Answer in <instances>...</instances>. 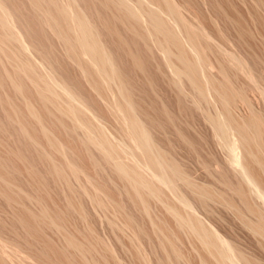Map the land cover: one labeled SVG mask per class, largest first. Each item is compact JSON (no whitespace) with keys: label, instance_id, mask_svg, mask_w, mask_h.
I'll list each match as a JSON object with an SVG mask.
<instances>
[{"label":"bare ground","instance_id":"1","mask_svg":"<svg viewBox=\"0 0 264 264\" xmlns=\"http://www.w3.org/2000/svg\"><path fill=\"white\" fill-rule=\"evenodd\" d=\"M179 1L84 0L82 3V0H27L34 13L33 19L35 20L33 21L35 23H33L45 32H43L45 36H47L46 33L48 35L50 33L51 36L54 35L53 37L59 40L66 51L67 57H65L78 67L85 83L87 82L98 97L106 103L107 112L110 113L109 117L111 116L112 120H115V122H111L114 128L110 123L113 131L109 130V126L107 127L108 119L104 117L105 120L102 115L101 117L99 113H96V110L87 103L83 95L81 96L79 91H75L74 85H70L72 82L62 78L61 71L55 67L58 63L55 65L52 60L53 66L49 61L51 60L50 54L48 59V52L46 55L44 54L45 49L42 52L38 48L40 44L35 42L34 45L29 39H26L28 35H32L33 30H36L28 28L31 27L27 26L30 23L26 25L27 20L24 23L26 18L23 17V14H19L20 11L16 10V6L13 7L15 4L13 1L11 5L9 4L10 0H0V65L3 67L5 77L9 79L16 92L25 95L27 91L25 88L29 85L28 91L30 89L31 92H35L31 95H34L37 102L39 101L45 108L46 117L54 118L55 116L57 119L59 118L61 124L68 119L73 124L74 132L80 134L82 132L83 144L89 153L92 164L100 170L109 166L125 183V192L128 193L132 202L151 219L156 227V233L161 238L162 251L170 264H175L174 261L178 259H184V256L176 245L177 237L175 238L173 235L174 231L168 228L172 234L166 232L168 231L166 230L167 226H165L166 228L158 226L152 217L151 200L160 202L166 212L175 220V225L182 230L181 232H185L189 239L197 242L201 264H264L258 258L252 257L254 255L247 254L245 249L237 244V239L234 241V236L232 238V235L229 237L220 232L218 227L212 223L213 221H208L210 216L207 220L200 214V211L203 210L208 215H212L214 208L212 210L211 205L219 204L218 206H222L224 211L226 209L233 212L235 214L233 216H236V219L255 239L257 238L261 244L260 247L264 248V120L262 113L253 106L247 86H240L237 79L243 77L248 82V86L251 85L250 87L255 92L257 91L263 100L264 81H262L261 75L257 76L255 71L253 72L246 58L242 56L243 54L227 48L231 42L229 43V37L227 38L220 28L217 30L218 28L215 27L216 34H213L205 28L197 15L194 14L195 18L193 15L191 16L193 18L186 16L185 12L191 10V6L188 5L191 0H181L184 3ZM260 1L264 5V0ZM84 3H90L95 7L93 8L91 5L92 8L88 7V9L83 5ZM97 4L105 12L107 11L109 14L112 12L110 15L108 14L109 18L113 16L112 20L107 17L108 15L106 17H100L102 14L97 15L98 17L95 16L99 9H96L95 12L92 10L96 7L100 8ZM215 22V25H218L217 21ZM112 23L113 26L114 24L123 25V28H126L128 34L133 38L134 43L144 45L143 47L147 49H145V54L148 51L147 55L151 52L154 55L156 52L153 51L154 49L160 52L165 67L172 74H170L172 86L178 90L181 101L183 99L185 102L186 97L189 99L188 95L191 91L192 105L205 116L213 129L216 144L225 151L224 165L220 164V170L218 168L217 171L221 173H219L221 176H218L222 177L221 181L227 189L226 192L209 186L210 184L204 185L195 182L187 173V168H184L185 165L182 166V163L173 158L172 152H169L171 149L166 150L167 147L161 146L163 144L158 142L155 134L158 130H163L164 122L156 120L160 122L157 123L155 119H149L150 113L146 112L147 110L144 108L140 109L142 105L138 102L141 105L139 106L136 101L138 99L136 93L134 95V92H137L134 91L135 86L132 85L134 87L132 90V86L127 84L131 83V80L128 81L127 73L124 74V70L121 69L120 62L117 61L119 58L116 56L117 54L115 55V52L109 48L111 45L108 46V43L110 42L106 43V39H104L103 32L105 31L104 35L115 37L121 43V47L126 44L122 43L120 30L112 28ZM23 27L25 28L23 29ZM42 31L36 32L43 37ZM124 47L122 50H125ZM130 49L124 51V54H129L128 57L131 58L130 64L133 63L136 70L146 73L147 68L144 67L146 64L143 65L144 62L141 61L143 57L135 54V50V52L129 51ZM34 52L42 57L40 55L38 56L41 58L37 57ZM140 57L142 58L140 59ZM38 58L43 59L42 62ZM8 65L13 68V72L9 71ZM214 71H218L217 75L214 74ZM188 87L191 89L189 92L186 91ZM240 104L246 106L247 113H240L238 110ZM26 108L25 113L28 112L40 126L51 153L54 151L65 158L63 164H57L50 152V154H44V158L53 165V174L62 180L72 192L76 193L72 187L76 189L78 184L71 187V177L77 179L85 172L68 159L65 145H62L53 136L52 131L44 126L43 117L29 100L26 103ZM164 108L161 114H164V118L167 117L164 120H168V123L165 122L167 124L165 127L168 124L171 127L177 120L174 119L175 116L172 117L173 113L171 116L168 107ZM19 112L21 114L20 110ZM161 114L160 116L163 115ZM174 125L177 128V124ZM20 130L25 137L31 140V134L24 123ZM182 134L181 130V133L179 132L176 137L187 144V149L190 152L193 150L195 152L194 141L193 144L192 141L188 142ZM185 144L183 145L185 146ZM204 168L207 169L206 172H210V176H213L214 172L211 171L213 168L210 170L206 168V165ZM0 180L7 183L1 175ZM88 182L93 186H91L92 192L83 184L78 186L81 191L77 192H83L81 194L90 197L91 201L93 200L103 209L111 207L117 212L121 211L122 208L104 195L93 181L89 179ZM76 205L74 201H69L70 209L86 220L87 216L84 215L83 208ZM41 211L38 215H34L36 220L59 230L63 229L47 209ZM114 223L117 224L114 227L119 228V224L115 221ZM114 223L113 225H115ZM122 224L120 226L123 228H132L129 221ZM131 230H134V227ZM132 236L133 242L137 241V247L140 242L139 235L134 231ZM67 243L69 247L76 248L81 252L84 264H92L87 258V253L96 251L95 244L91 243L88 246L81 244L74 236L69 237ZM99 244L107 252L112 253L107 244L102 241ZM8 249L12 248L0 238V264H13L16 253ZM136 249L140 251L141 247ZM142 253L141 250L139 253L140 256L142 255L141 259L146 264H150L151 261ZM186 263L192 264L187 261Z\"/></svg>","mask_w":264,"mask_h":264},{"label":"rangeland","instance_id":"2","mask_svg":"<svg viewBox=\"0 0 264 264\" xmlns=\"http://www.w3.org/2000/svg\"><path fill=\"white\" fill-rule=\"evenodd\" d=\"M12 1L15 3L13 7L16 6V10L21 12L18 11L19 14H23V17L26 18L24 21L27 20V23L26 21L24 23H26V25L32 23V25H27L31 26L28 28L30 30L35 29L37 32L39 30L42 31L37 27V24H34V13L27 0ZM12 1L10 0V5ZM184 1L180 0L179 2L184 3ZM83 2L84 0H82V3ZM189 3L188 5L191 6L190 11L192 14L187 10L185 12L186 16L191 17L193 15L195 18L196 16H194V14L197 15V18L199 17L198 19H200L205 28L213 34H216L215 27L218 28L217 30L220 28V30L223 31L222 33H224L227 38L229 37V43L231 42L230 45H227V48L229 47L231 51L239 52L241 55L243 54L242 56L246 58L253 72L255 71L254 73L257 76L261 75L260 77H262V81H264V5L262 2L260 0H224L223 3V0H191ZM87 4L84 3L83 5L90 9L95 7L92 4L89 6ZM98 7H100V5ZM96 9H99L97 13H100H96L95 16H100V14H102L100 17H106L109 14V12H105L101 7H96L92 11L95 12ZM102 10L103 12L101 13ZM109 15L107 16L108 18ZM112 18L113 16L109 19L112 20ZM211 21L214 23L212 24ZM215 21H217L218 25H215ZM33 24L36 28H33ZM119 25L120 24H114L113 26L112 23V28L115 27V30H120L122 43H126V46L122 44L123 47H127H124L125 50L131 48L129 51H136L138 53L135 52V54H139V56L143 57H140V59L142 58L141 61L142 63L144 62L143 65L146 64L144 66L147 68V71L144 68L146 73L143 71L140 72L138 69L136 70V68L133 67V63H131L132 65L130 64L131 61L129 60L131 58H129L130 56L128 57L129 54H124L125 50H122L123 47L120 46L121 43H119L115 37L109 36L108 34L104 35L105 31L103 30V36L105 37L103 38L106 39V43L110 42L108 43V46L111 45L109 48L119 57L116 59L120 62V67L124 70V74L127 73L126 78L128 81L131 80L132 83H129L126 79L128 82L127 84H129L130 87L132 85L135 86L136 89L134 91L137 92H134V95L136 93V97L138 98L136 101L142 105L138 103L139 106H141L140 109L144 108L147 110L146 112L150 113L148 118L151 117L149 119L164 122L162 125H164L165 129H160L157 131V134H155L159 140L158 142L163 144L161 146L167 147V149L166 147H164V149H171L169 152H172L173 158H176V161L182 163V166L185 165L184 168H187V173L195 182L199 184L203 183L204 185L210 184L209 186L216 187V189L226 192L227 189L221 181V173L219 172V174L217 171L218 168L220 170L219 166L224 165L226 158V154H224L225 151L216 144L213 136V129H211L212 127L207 122L205 116L192 105L193 98L190 97L192 96L191 89L189 87L186 88L187 92L190 91V95H188L190 100L186 97V99H184L185 102H183V99L181 101V99H179L180 95L178 90L172 86V74L165 67L160 52L154 49L153 51H156L154 55L151 54L152 52L147 55L148 51L145 54L147 49L143 47L144 45L137 42L134 43L133 38L128 34L129 32H127L126 28H123V25ZM24 28L25 27H23V29ZM28 31L26 34L29 33ZM36 31L33 30L31 32L32 35L27 34L28 37H26V39H29L34 45L35 42L40 44L41 48L40 46H38V48L41 49L42 52L45 51L44 54L48 52V55L46 54L48 59L50 54L51 60L49 61H51L52 64L53 60L55 65L58 63L57 65L59 67L57 65L55 67H57V70L61 71L60 75L63 76L62 78H66L69 80L68 82H72L69 84L74 85L75 91H79L80 93H78L81 94V96L83 95V98H85L87 103L96 110V113H99L100 116L102 115L103 118L105 117L109 121L111 120L110 122L107 120L109 124L106 122L107 127L109 126V130H111L113 127L111 122H115V120L113 121V118H111V116L109 117L110 113L108 114L107 112L106 103L98 97L87 82L85 83L78 67H76L69 58H66L67 55H65L66 51L64 47H62L63 45L60 44L56 37H53L54 35L51 36L49 33V36L48 33H46L47 36H45V32L42 31L41 35L45 37H41ZM138 44L139 46H137ZM43 49L45 50L43 51ZM129 51L127 52L129 53ZM34 53L37 57L41 56L40 54H36V52ZM36 56L34 57L36 58ZM38 59L35 60L38 61ZM213 59L216 61L215 58ZM42 60L40 61L42 62ZM159 65H162L161 68ZM8 66L7 68L10 69L9 71L13 72V68L10 65ZM162 67H164V70ZM216 72L218 73V71H214V74L217 75ZM237 80L240 86H247L250 100L253 106L262 113L261 115H263L264 120V100L261 98L262 96L257 93V91L255 92V90L250 87L251 85L248 86V82H246L243 77ZM133 86L132 90L134 88ZM28 87L25 88L27 90H25V95L16 92L9 79L5 77L3 67L0 65V175L7 182L4 183L0 180V238L12 248L8 249L9 251L13 250V253H16L13 264H84L81 252L76 248L69 247L67 243V239L72 236L81 244L88 246L93 243L96 245L97 249H95V252L87 253V258L92 264H146L144 260L141 259L142 255L140 256L139 254L141 250L152 264H170V261H167L168 259L162 251L161 238L156 233V227L151 219L132 202L128 193L125 192V183L109 166L103 167L105 168L104 170L103 168L101 170L96 168L94 164H92L89 153H87L83 144L82 132L81 134L74 132L73 124L68 119L65 120V123H63L65 126H63L60 120H58L59 118L57 119L55 116L54 118H49L47 116V118L45 108L39 101L40 104L37 102L34 95H31L34 91L31 92L30 89L28 91ZM74 87L72 88L74 89ZM28 100L35 107L36 111L40 113L41 117H43L44 126L48 128L49 131H52L51 133L53 136H55L62 145H65L68 159L85 172L84 175H80L77 178L80 180H77L76 177H71V187L78 184L76 189L72 187L76 193L72 192L62 180L53 174L52 163L44 158V154L51 153L52 151H50L47 140L41 133L40 126L28 112L27 114L25 113V111H27L26 103ZM165 106L170 110L169 113L171 116L172 113V117L174 118L175 116L174 119H176L177 122L174 120V124H177L178 131L179 129L183 131L182 135L186 137L185 139H187L188 142L192 141L193 144L194 141L193 145H196L195 147L198 149L195 148L196 153L194 150L190 152V150L187 149V144L183 143L179 137H176L179 132L181 133V130L178 132L174 124H172L173 129L172 125L170 127L169 124V127L167 126L168 128L165 127L167 125L165 122L167 121L168 123V120H164L167 117L164 118V114H161ZM238 110L243 114L247 111V108L240 104ZM16 112L19 113V116L18 113L16 115ZM146 114L148 115V113ZM160 114L162 116H160ZM23 123L31 134V140L21 133L20 127ZM113 130L114 129H112V131ZM165 130L167 131L165 132ZM182 143L185 144V146ZM51 155L54 156L53 158L57 164L64 163L65 158L59 155V153L53 151ZM205 165L206 168L210 170L212 168L214 169V171L213 169L211 170L214 172H211L213 176H210V172H206L207 169L205 170ZM215 173L217 174L214 175ZM86 176L88 177L86 178ZM89 179L93 181L95 185L100 188L101 192L108 196L112 202L118 204V206L122 208L121 211L117 212L111 207L103 209V207H99L93 200L91 201L90 197L88 198V196L81 194L83 192H80L81 190L78 187L80 184L90 189V192L93 191V186L88 182ZM78 190H80V193L77 192ZM27 195L28 197L30 196V198L26 197ZM70 200L74 201L77 204L76 206L83 208L84 215L87 216L85 217L86 220L77 212L70 209ZM150 203L152 205H150L152 209L151 214H153L152 217L155 219L157 225L162 228L167 226V228L165 227L166 230H168V228L169 230H173V235L175 238L177 237L176 245L184 256V259H178L176 260L177 262L174 261L175 264H187L186 261L192 264H201L197 242L189 239V236L187 235V237L185 232H181L182 230L175 225V220L166 212L164 206L161 205L160 202L151 200ZM218 205L219 204L211 205L212 210L214 208L215 211L212 212V215H208L207 212L204 211V213L203 210H201V216L207 220L210 216L208 221H213L212 223L218 227L217 229L220 232L229 237L232 235V238L234 236V241L237 239V244L240 245L242 249H245L247 254L250 256L254 255L252 257H256L260 262L262 261L261 263H264V248L260 247L261 244L257 238L255 239V237L242 226L241 222L236 219V216H233L235 215L233 212L226 209L224 211V208ZM46 209L49 211L50 215L62 225L63 229L59 230L56 227L49 226L34 218L35 214L38 215L42 212L41 210L44 211ZM212 216L215 217L211 218ZM114 221L119 224L118 227L121 229L114 227L117 225ZM125 221H129L132 228L121 227L120 225L122 223V225H124ZM112 222L115 225H113ZM133 227L134 230H131ZM169 230L166 232L172 234V231L170 232ZM134 231L138 233L140 239L137 247V241L133 242L132 240V233ZM141 231H143V233H140ZM174 233L177 234L175 235ZM229 233L231 234L229 235ZM101 241L107 244V247L111 249L112 253L107 252L105 248L99 244ZM139 246L141 247L140 251L136 249Z\"/></svg>","mask_w":264,"mask_h":264}]
</instances>
